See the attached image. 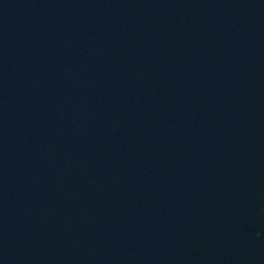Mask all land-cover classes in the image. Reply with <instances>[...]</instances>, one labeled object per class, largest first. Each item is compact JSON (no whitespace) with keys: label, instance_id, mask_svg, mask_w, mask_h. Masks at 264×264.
<instances>
[{"label":"water","instance_id":"obj_1","mask_svg":"<svg viewBox=\"0 0 264 264\" xmlns=\"http://www.w3.org/2000/svg\"><path fill=\"white\" fill-rule=\"evenodd\" d=\"M0 264H264V0H0Z\"/></svg>","mask_w":264,"mask_h":264}]
</instances>
